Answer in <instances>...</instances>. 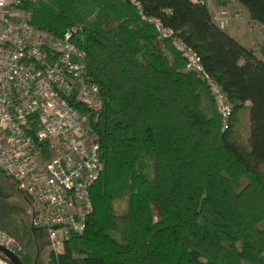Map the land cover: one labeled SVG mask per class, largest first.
I'll return each mask as SVG.
<instances>
[{"label":"trees","instance_id":"obj_1","mask_svg":"<svg viewBox=\"0 0 264 264\" xmlns=\"http://www.w3.org/2000/svg\"><path fill=\"white\" fill-rule=\"evenodd\" d=\"M138 1L142 10L126 0L24 3L36 28L58 38L78 30L72 41L103 101L93 212L48 263L264 264V60L207 5ZM235 1L264 27V0ZM148 18L173 30L203 70ZM206 75L233 107L227 130Z\"/></svg>","mask_w":264,"mask_h":264},{"label":"built area","instance_id":"obj_2","mask_svg":"<svg viewBox=\"0 0 264 264\" xmlns=\"http://www.w3.org/2000/svg\"><path fill=\"white\" fill-rule=\"evenodd\" d=\"M26 1L33 0H0V173L32 201L33 227L60 253L73 234L85 232L93 212L90 191L102 167L95 124L103 101L87 73L86 54L72 41L78 30L58 38L36 28ZM126 1L142 10L138 0ZM148 20L189 68L203 70L198 54L173 30ZM206 79L227 130L233 107L216 80ZM0 245L22 250L1 228Z\"/></svg>","mask_w":264,"mask_h":264},{"label":"rangeland","instance_id":"obj_3","mask_svg":"<svg viewBox=\"0 0 264 264\" xmlns=\"http://www.w3.org/2000/svg\"><path fill=\"white\" fill-rule=\"evenodd\" d=\"M216 5L219 11L214 13L213 20L215 19L214 21L222 29L229 28L234 20L241 17L242 11L235 6L233 0H210L207 6L213 9ZM13 185L9 178L7 179L5 175L0 173V228L19 242L22 250L18 254L22 256L24 264H49V255L53 250L48 246V241L42 237L40 238V252H38L29 228L30 219L32 220V209L30 211L22 197L23 195L16 191L15 185ZM19 232H24L23 235L21 233V238L18 236ZM40 236L42 235L40 234ZM63 251L64 249L61 252ZM0 264L9 263L5 257H0Z\"/></svg>","mask_w":264,"mask_h":264},{"label":"crops","instance_id":"obj_4","mask_svg":"<svg viewBox=\"0 0 264 264\" xmlns=\"http://www.w3.org/2000/svg\"><path fill=\"white\" fill-rule=\"evenodd\" d=\"M233 3L235 4V6L238 9H241V11H242L241 17L234 20V22L232 23V25L229 28L227 27L223 30H225L231 37L236 39L244 47L252 49L258 58H262L264 60V55L260 51L262 46H264V27L262 25L256 23V22L252 21L250 19V15H249L248 11L245 8H243L240 4H238L235 0H233ZM209 11H210L212 17L214 18L213 15H214V13L219 11V8L217 7V5L214 6L213 9H211L209 7ZM231 11H233V10H231ZM216 24L219 26L218 23H216ZM9 180H11V179H9ZM14 188L17 191L15 186H14ZM22 197H23L26 205L30 208V211H31L32 208H31L30 204L28 203L27 199L24 196H22ZM31 214L33 215V209H32ZM29 224H30L29 225L30 233L34 237V234H35V232H37V230L33 231L34 227L32 225L31 219H30ZM21 233L23 235L24 232H21ZM21 233L20 232L18 233L19 238L22 237Z\"/></svg>","mask_w":264,"mask_h":264},{"label":"water","instance_id":"obj_5","mask_svg":"<svg viewBox=\"0 0 264 264\" xmlns=\"http://www.w3.org/2000/svg\"><path fill=\"white\" fill-rule=\"evenodd\" d=\"M33 231H35V229ZM0 254L11 264H24L18 253H15L2 245H0Z\"/></svg>","mask_w":264,"mask_h":264}]
</instances>
